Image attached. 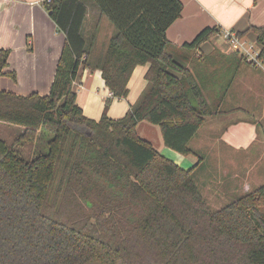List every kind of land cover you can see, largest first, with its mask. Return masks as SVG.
<instances>
[{"label":"trees","instance_id":"obj_1","mask_svg":"<svg viewBox=\"0 0 264 264\" xmlns=\"http://www.w3.org/2000/svg\"><path fill=\"white\" fill-rule=\"evenodd\" d=\"M92 1L114 28L97 63L85 0H53L44 6L66 44L50 94L0 90V122L22 128L18 143L46 147L27 159L0 137V264H264V185L214 210L195 180L202 158L184 169L138 133L148 121L167 147L195 153L190 141L221 113L233 81L210 102L197 70L205 61L198 49L223 29L208 26L177 46L167 30L181 0ZM250 32L264 61V27L237 33ZM9 55L0 49V76H15L5 71ZM148 63L136 104L111 118L113 98H127L134 69ZM82 68L100 69L112 93L100 120L77 103Z\"/></svg>","mask_w":264,"mask_h":264},{"label":"crops","instance_id":"obj_2","mask_svg":"<svg viewBox=\"0 0 264 264\" xmlns=\"http://www.w3.org/2000/svg\"><path fill=\"white\" fill-rule=\"evenodd\" d=\"M181 1L184 4L182 15L167 30L168 39L177 46L191 42L208 26L235 32L245 31L251 25L264 27V0ZM85 3L88 11L84 35L88 39L96 35L92 57L93 62L97 63L107 49L114 28L101 16L92 0H85ZM249 34L256 39L253 32L245 37ZM221 38V34L216 35L198 49V55L205 59L197 70L203 72L208 101H215L223 87L233 80L222 104L221 113L207 117L205 123H209L212 128L210 133L214 136L221 131L220 138L226 147L246 150L258 141V125L255 121L242 117L232 121L231 114L243 111L244 104H249L253 110L264 109V61L260 66L244 62L241 53L238 54L230 46H226L227 42H222ZM65 44L66 34L58 28L41 0H0V49L10 50L9 65L5 71L15 73L14 77L8 74L0 76V90L22 96L33 93L42 96L50 94ZM149 68L148 63L138 65L134 69L128 85V97L113 98L112 107L108 111L111 118L125 116L136 104L146 88V74ZM73 88L77 92V103L84 115L100 120L106 100L112 98V93L102 77V71L98 68L80 69ZM248 92H252V95L248 96ZM262 118L264 119V116ZM219 126L221 128L215 131L214 128ZM199 132L200 130L190 141L194 150H197L200 144ZM160 134L161 140L156 143L148 139V135L145 139L160 153L176 162V158L182 154L167 147L162 133Z\"/></svg>","mask_w":264,"mask_h":264},{"label":"rangeland","instance_id":"obj_3","mask_svg":"<svg viewBox=\"0 0 264 264\" xmlns=\"http://www.w3.org/2000/svg\"><path fill=\"white\" fill-rule=\"evenodd\" d=\"M243 39L247 48L253 47L254 50H259V44L255 37L249 34L247 38L244 37ZM221 40L227 42L226 46L230 45L226 39L221 38ZM251 95L252 92H248V96ZM230 101L232 100L230 99ZM112 102L109 109L112 107ZM230 103H228V107H230ZM262 116H264V109L260 111L253 110L249 104H244L243 111L231 114L232 121L242 117L243 119L255 121L258 125V141L249 149L234 150L231 147H226L220 138L221 131L219 129L221 127L214 128L215 131L219 130L218 135L214 136L210 133L212 128L209 123H205L198 135L199 147L195 143L198 147L195 153L187 156L183 155V157L179 155L176 158V163L184 169L194 167L202 158L195 169V180L212 209L218 210L249 192L251 188L252 191L264 185V119ZM22 131V128L17 125L0 122V137L10 145H15V148L27 159H32L37 151H46V147H43V141L35 143L22 141L18 143L17 138ZM138 133L144 139L148 135L150 137L148 139L155 143L161 140L160 127L148 121L139 124ZM246 181L248 182L245 183Z\"/></svg>","mask_w":264,"mask_h":264},{"label":"built area","instance_id":"obj_4","mask_svg":"<svg viewBox=\"0 0 264 264\" xmlns=\"http://www.w3.org/2000/svg\"><path fill=\"white\" fill-rule=\"evenodd\" d=\"M53 0H41L43 5L52 2ZM221 35L224 39L229 42V46L234 51H239L245 58L248 63L252 66H260L262 60L258 58L259 50H254L253 47L247 48L246 42L243 39L244 37L239 36V34L233 30L223 29Z\"/></svg>","mask_w":264,"mask_h":264}]
</instances>
